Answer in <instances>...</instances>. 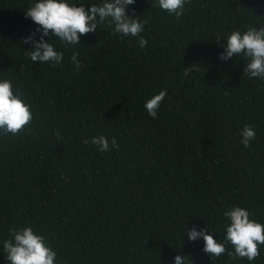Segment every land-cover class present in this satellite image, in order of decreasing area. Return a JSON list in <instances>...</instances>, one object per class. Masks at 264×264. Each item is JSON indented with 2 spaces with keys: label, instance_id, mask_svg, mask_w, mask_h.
<instances>
[{
  "label": "trees",
  "instance_id": "trees-1",
  "mask_svg": "<svg viewBox=\"0 0 264 264\" xmlns=\"http://www.w3.org/2000/svg\"><path fill=\"white\" fill-rule=\"evenodd\" d=\"M35 2L0 0V79L33 114L22 134H0V264H9L3 241L22 227L46 237L54 264H174L177 254L264 264V245L253 261L213 260L202 237L186 234L208 226L223 242L231 206L264 224V80L243 73V56L218 55L232 31L264 23V0H189L179 19L135 0L128 14L146 22L144 48L99 25L76 45L45 37L64 52L56 66L24 52ZM161 90L153 118L144 103ZM246 123L256 132L248 148ZM101 134L119 147L101 152L91 143Z\"/></svg>",
  "mask_w": 264,
  "mask_h": 264
},
{
  "label": "clouds",
  "instance_id": "clouds-1",
  "mask_svg": "<svg viewBox=\"0 0 264 264\" xmlns=\"http://www.w3.org/2000/svg\"><path fill=\"white\" fill-rule=\"evenodd\" d=\"M186 2L189 0H155L153 6L179 19ZM134 3L135 0H100L98 3H90L89 6L88 0H80L79 3H70L69 0H36L25 11L26 18H30L37 28L29 36L21 38L22 43L30 45L24 52L33 62L56 66L63 61L64 52L58 51L50 43L53 40H46L45 37L55 36V40L67 47L81 43L80 37L96 32L99 25L110 27L113 35L138 38V46L144 48L148 40L141 33L146 22L141 21L134 10L132 16L128 14V6ZM37 33L40 34L38 39ZM216 41L220 42L221 38L217 37ZM222 47L223 51L218 54L220 60L227 61L243 56L247 61L243 73L250 78L264 80V23L259 24V27H248L243 33L240 30L232 31ZM78 56L79 53L73 51L70 57L76 71L81 68ZM166 95V90H161L145 101L144 107L151 117H157V111ZM32 120L33 114L23 93L19 90L14 93L10 79H0V134H22ZM56 134L59 136V132ZM241 136L244 147H250V142L256 136L254 127L244 124ZM83 142L86 144L88 140ZM91 143L101 152L110 151V143L111 147H119L115 137L109 141L103 134L92 137ZM223 216L230 221L225 227L223 242H217L210 234L208 226L199 229L186 226L189 240L195 241L202 237L203 251L210 254L213 260L225 253L234 260L257 259L260 255L258 246L264 245V224L251 218V213L240 206H231L224 211ZM3 254L9 264H54L57 256V252L47 243L46 237L35 233L31 227L12 228L9 238L3 241ZM174 264L189 262L186 256L177 254Z\"/></svg>",
  "mask_w": 264,
  "mask_h": 264
}]
</instances>
